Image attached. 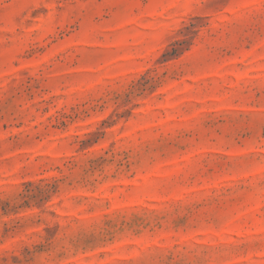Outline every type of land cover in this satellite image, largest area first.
I'll use <instances>...</instances> for the list:
<instances>
[{"label": "rangeland", "instance_id": "374dc122", "mask_svg": "<svg viewBox=\"0 0 264 264\" xmlns=\"http://www.w3.org/2000/svg\"><path fill=\"white\" fill-rule=\"evenodd\" d=\"M0 264H264V0H0Z\"/></svg>", "mask_w": 264, "mask_h": 264}]
</instances>
